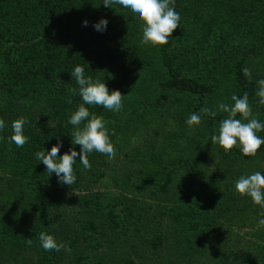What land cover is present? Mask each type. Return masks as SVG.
Returning <instances> with one entry per match:
<instances>
[{
	"label": "trees",
	"instance_id": "obj_1",
	"mask_svg": "<svg viewBox=\"0 0 264 264\" xmlns=\"http://www.w3.org/2000/svg\"><path fill=\"white\" fill-rule=\"evenodd\" d=\"M104 2L0 0V264H264V208L234 191L241 175L264 173V145L245 158L211 142L228 117L217 105L234 94L264 122V0H175L180 27L155 47L141 43L139 20ZM77 65L119 92L122 110L89 108L116 154L89 155L90 170L77 161L67 186L35 153L57 137L58 155L74 146ZM205 107L216 115L187 126ZM20 117L18 148L7 137ZM42 232L61 250L45 251Z\"/></svg>",
	"mask_w": 264,
	"mask_h": 264
},
{
	"label": "clouds",
	"instance_id": "obj_2",
	"mask_svg": "<svg viewBox=\"0 0 264 264\" xmlns=\"http://www.w3.org/2000/svg\"><path fill=\"white\" fill-rule=\"evenodd\" d=\"M103 4L112 9L114 6L118 7L131 15L133 19L139 20L142 23L141 43L145 45L155 47L168 44L173 32L180 27L181 17L176 11L175 0H105ZM82 23L83 26H88L87 20ZM107 26L106 18H101L93 24V28L98 32L106 31ZM243 71L245 75H250L247 69ZM70 76L78 85V92L76 89H72V92L82 100V103L68 118V124L74 128L69 133L71 145H79V151L73 146L63 155H58L63 143L57 137V143L50 150L44 149L35 153L36 161L45 166L50 174L49 177L55 174L58 184L67 186H72L76 182L73 166L77 161L83 169L90 170L89 155L95 154L100 158L110 160L116 154V148L110 143L105 121L102 117L91 114L89 108L102 107L113 116L119 115L122 110L121 94L117 91L110 92L105 82L86 75L83 66H75ZM256 96L259 98L257 102L264 105V79L258 81ZM231 101V104L221 102L217 105L218 110L227 113L228 117L220 122L216 134L211 136V142L218 144L225 152L237 147L245 158L255 156L264 145V138L257 135L264 131V122L256 118L248 119L251 108L247 93L243 96L234 94L231 96ZM209 114L216 115L210 109L202 108L198 113H191L185 123L189 127L198 126L202 115ZM238 114L247 122L236 119ZM28 123L24 117L13 120L11 134L7 137L8 142L14 143L18 148L23 147L27 143L25 126ZM7 127L5 120L0 118V132ZM234 191L247 196L253 204L264 208V173L256 171L249 175H241L234 182ZM258 223L264 225V214L258 219ZM40 244L45 251H60L62 248V245L58 244L52 235L44 232L40 234Z\"/></svg>",
	"mask_w": 264,
	"mask_h": 264
}]
</instances>
